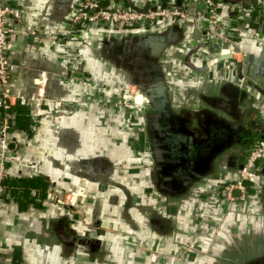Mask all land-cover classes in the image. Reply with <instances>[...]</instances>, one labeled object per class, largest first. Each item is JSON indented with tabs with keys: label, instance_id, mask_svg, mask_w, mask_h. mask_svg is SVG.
Returning <instances> with one entry per match:
<instances>
[{
	"label": "crops",
	"instance_id": "obj_1",
	"mask_svg": "<svg viewBox=\"0 0 264 264\" xmlns=\"http://www.w3.org/2000/svg\"><path fill=\"white\" fill-rule=\"evenodd\" d=\"M20 1L24 25L38 30V35L33 40L22 34L15 37V49L9 53L13 65L10 88L23 91L26 97H30L36 79L43 73L44 87L41 88H44L48 99L61 98L63 107L55 109L54 104L49 102L45 106V116L39 120L34 134L21 130L12 133L11 139L17 146V154L8 172L9 176L38 177L53 189L68 191L75 189L81 171L87 169L89 161L104 154L114 165L112 172L115 175L114 182L118 185L134 190L132 186L136 181L140 191L149 187L144 182L145 169L137 179H133L131 173L128 174L130 166L138 158L130 146L133 135L129 136L124 124L125 112L106 107L103 100L115 96L118 92L116 88H122L115 77L130 78L139 72L134 64L128 62L127 51L123 54L114 50L115 47L131 48L121 38L130 40L132 36L144 34L142 43L145 48L151 49L148 43L150 34L167 36L178 33L175 41L171 42L172 51L165 58L163 68L175 96V109L184 107L178 112L185 111L190 119L200 118V127L206 134H209V114L215 113L220 120L236 124L235 128L231 127L211 142L216 144L213 152L211 150L210 157L213 159L209 160L202 174H213L211 170L214 162L222 156L221 169L226 180L233 182L238 178V170L251 142L264 138V92L254 85L245 89L235 80L238 76L236 71H226L225 63L217 61L222 52V42L205 43V33L209 26L203 12L192 6V16L186 20H159L149 29L121 27L113 30L89 24L74 27L73 19L83 0ZM250 1L251 5L247 8L264 7V0ZM115 2L105 0L104 5L112 6ZM164 2L166 8L182 5V0H133L138 9H165L160 7ZM241 9L246 10L243 6ZM255 17L256 20L240 33H232L230 28H224V32L230 34L223 45L241 52L243 56L264 59V13ZM187 20H190L189 27L176 24ZM213 46H216V50L210 48ZM226 77L234 79L235 83L229 85L225 81ZM104 90H108V95H105ZM181 90L192 97L186 99L184 106L178 103ZM215 95L225 101L226 108L217 109ZM135 133L133 138L141 141L140 133ZM226 153L232 155L224 157ZM218 174H221V170ZM197 179L194 187L202 185L213 190L218 185V182ZM117 183L113 185L114 188ZM106 188L102 186L100 191ZM251 191L253 197L249 214L239 212L240 202L208 200L203 203L201 191H190L189 199L184 203L186 206L182 209L185 219L182 218L176 232L172 234L162 228L159 219H155L156 227L151 230L142 227L139 231H131L132 227H128L126 222L119 224V232L109 236L110 246L98 249L104 256L105 262L102 264H215L217 258L203 255L198 256L197 260L175 258L186 250L188 241L184 238L190 234L196 236L203 247V253L232 254L236 258L247 253L248 258H253L264 252L263 168L258 171ZM142 197L148 201L144 194ZM38 203L31 207L33 203L20 205L17 200L6 198L0 222V264H43V260H46L45 264H81L84 261L100 264L94 256L89 259V256H73L68 250L70 239L61 240L55 228L41 221L59 212L50 203L46 206ZM171 212H177L176 207H172ZM27 221L31 225L21 231L25 235L24 242H21L14 230ZM128 228L130 234L126 231Z\"/></svg>",
	"mask_w": 264,
	"mask_h": 264
},
{
	"label": "flooded vegetation",
	"instance_id": "obj_2",
	"mask_svg": "<svg viewBox=\"0 0 264 264\" xmlns=\"http://www.w3.org/2000/svg\"><path fill=\"white\" fill-rule=\"evenodd\" d=\"M263 13L264 7L262 6H252V8H247L245 11L239 7L235 10L228 8L227 13L223 12L221 14L219 29L229 38L230 33L226 34L224 28H230L229 31L232 33L234 31L240 33L256 20L255 16H261ZM208 28L205 33V43L221 42L207 38V34L212 32V28L210 26ZM132 37L130 40L129 38L118 37L125 41L126 44H130L131 48L126 45L127 49L115 47L114 50L121 51L123 54L127 51L128 62L130 61V63L134 64L135 69L140 73L137 72V75L130 78L126 76L115 77V79L120 81L122 88H116L118 92L115 96L111 98L106 96L107 98L103 100V104L106 107H113L125 112L124 124L127 127L129 136L133 135L134 137L136 131L140 133L141 141H137L133 137L130 140L131 149L138 161L130 166L128 174L131 173L133 179H137L142 170L145 169L144 175L146 179L144 182L150 186L140 191L138 188L139 183L136 181H134L132 186L134 190L129 188L128 190L123 188L122 185H118L117 182H114L115 175L112 172L114 165L110 162L108 156L103 154V156L92 158L89 161L87 169L85 168L81 171L82 173L79 176V181L75 184V189L58 191L53 189L52 186H47V196L41 202L45 206L50 203L59 212L55 216L42 218L41 221L46 222L48 227L55 228L61 240L70 239L68 250L71 254L81 258L89 256L88 259L94 256L95 260L100 264L105 261L103 260L104 256L99 253L98 249L103 246H110L109 236L119 232V224H125L124 222H126L128 227H132L131 231L132 229H138L139 231V228L142 229V227L151 230L154 229V226L156 227L154 225L155 219H159L163 224L162 228L172 234L176 232L179 222L184 217L182 209L186 206H184V203L189 199L190 191L192 193L196 191L200 193L201 191L202 202L208 200L219 202L223 200L231 203L224 198L223 194L220 195L222 191H219L228 182L221 169L223 167L221 165L223 157L219 156L214 162V170H211L213 174L203 175L202 172L210 163L209 160L212 161L213 159L210 155L216 144L211 142L216 141L217 136L224 135L231 127L235 128L236 124L220 120L215 113L209 114V134H206L200 127V118L197 120L190 119L185 111L178 112L179 109L183 110L184 107H180L178 110L175 109V96L171 91L163 69L164 60L172 51L171 46L166 48L164 46V50L162 52L159 50L158 52L156 48L154 50L151 47V49L145 48L142 43L144 34H137ZM100 39L102 37L98 41ZM225 41L220 43L222 50H225V52H223L221 57L217 58V61L221 60L226 65L230 58L229 51L234 50L226 48V45H223ZM242 57L244 60L243 54ZM230 70L236 71L239 77L237 76L235 80L239 81L245 89L252 87L251 80L239 75L237 63ZM225 81L229 85L235 83L234 79L228 77H226ZM104 92L105 95H108V90L107 92L104 90ZM179 93L181 98L180 102H177L184 106L183 104L187 102L186 99L192 98L191 94H186L184 90ZM215 96L217 109L223 110V108H226L225 101H222L219 96ZM162 100L165 102L164 110L158 107V102ZM233 104L236 105L234 101ZM231 155L232 153H226L224 157ZM148 158L149 161L147 160ZM93 169L95 170L93 171ZM215 170H217L216 174L221 170V174L216 176ZM207 177L210 178L207 181L204 180ZM197 178L204 182L209 180L214 183L218 182V185H215L216 187L213 190L202 185L194 187L198 182ZM115 183H117V186L115 185L116 188L113 186ZM102 186H107L104 190L106 192L100 191ZM50 193L55 196H49ZM142 194L147 198L148 204ZM68 195H72L69 200L67 199ZM252 197L248 198L244 205H238L241 214H249ZM34 206L33 203L31 207ZM172 207H176L177 212L172 214ZM198 207L196 206V208ZM29 225L31 224L27 221L19 224L14 230L17 233V239L21 242L25 240L24 232L21 231H25ZM128 230L129 228L126 230L127 233H129ZM192 235L190 234L184 238L188 241L187 247L181 256L176 255L175 258L177 260H189L192 258L197 260L198 256L203 255V257L217 258L215 264H264V252L256 255L254 259L252 257L248 258L247 253L240 258H236L232 254L223 255L221 253L213 255L210 252L203 253V247L196 240V236ZM131 239L138 240V238L134 237H131ZM136 244L139 247V242ZM44 255L47 256L46 254ZM45 261H42L43 264H45ZM81 264L88 263L84 261Z\"/></svg>",
	"mask_w": 264,
	"mask_h": 264
},
{
	"label": "built area",
	"instance_id": "obj_3",
	"mask_svg": "<svg viewBox=\"0 0 264 264\" xmlns=\"http://www.w3.org/2000/svg\"><path fill=\"white\" fill-rule=\"evenodd\" d=\"M104 1L83 0L74 16L73 26L89 24L98 28L113 30L121 27L149 29L159 20L188 19L192 16L191 10L194 6L197 11L204 13L209 26L212 28V32L207 34V38L221 42L227 40V36L219 29L223 7L217 0H182L181 7L173 6L165 9L155 7L138 9L133 0H112L113 2L116 1L112 6L104 5ZM23 20L20 0H0V222L6 198L14 199L12 193L4 185L17 154V146L11 139L10 111L18 105L27 106L31 118L39 122L45 116V106L49 102L54 104L55 109L63 107L61 98L48 99L44 88H41L44 87L43 73L36 79L30 97H26L23 91L18 92L10 88L13 65L9 53L15 49V37L22 34L33 40L38 35V30L27 28ZM223 52L225 50H222L221 55ZM229 53L228 63L224 64L226 71H229L236 63L239 64L243 61L240 52L229 51ZM38 126L39 124L34 129L36 130ZM262 166H264V138H257L250 144L243 164L238 170V178L233 182H227L219 190L222 191L220 195L223 194L227 201L241 202L244 205L248 198L253 195L251 186ZM235 192H238L239 195L235 196ZM50 195L53 194L50 193ZM71 196L68 195L67 199L69 200Z\"/></svg>",
	"mask_w": 264,
	"mask_h": 264
},
{
	"label": "trees",
	"instance_id": "obj_4",
	"mask_svg": "<svg viewBox=\"0 0 264 264\" xmlns=\"http://www.w3.org/2000/svg\"><path fill=\"white\" fill-rule=\"evenodd\" d=\"M12 133L17 131H25L30 135L34 134V127L39 124L31 118L30 111L27 106L18 105L10 111ZM252 132V131H251ZM251 135V133H250ZM4 185L8 191L13 194V198L17 200L20 205L28 203L41 204L43 198L48 192L47 184L43 179L38 177L33 178H14L7 176ZM35 191V194H32Z\"/></svg>",
	"mask_w": 264,
	"mask_h": 264
},
{
	"label": "water",
	"instance_id": "obj_5",
	"mask_svg": "<svg viewBox=\"0 0 264 264\" xmlns=\"http://www.w3.org/2000/svg\"><path fill=\"white\" fill-rule=\"evenodd\" d=\"M217 1L220 2V4L223 6V10H224L223 12L224 13L225 12L227 13L228 8L235 10L238 7L241 9V6H243V8H247V7H249V5H251L250 0H217ZM157 6H158V4H157ZM166 6H167V4L165 2L160 5V7H162V8H166ZM189 22H190V20L178 21L176 24H177V26L187 27V25H188V27H189L190 26ZM178 35H179L178 33H170L167 36H158V35L151 34L148 37L149 47H151L153 50H154V48H156L157 50L159 48L160 51L162 52L164 50L163 49L164 46L166 48V47H169L170 45H172L171 42L175 41L174 38L176 39ZM177 42H178V40H176L175 43H177ZM175 43H173V44H175ZM210 48H212L214 50L216 48V46H213ZM219 63H221V61ZM238 68H239V75L246 77L249 80H251L252 85L258 87L259 90H262L264 92V59L254 58L252 56L250 57V56L244 55V60L238 64ZM158 107H159V109L164 110V107H165L164 100H162L161 102L160 101L158 102ZM0 119H1V117H0ZM261 168L264 169V166H262ZM251 188H252V186H251ZM234 195L238 196L239 193L235 192ZM240 204H243V203L240 202Z\"/></svg>",
	"mask_w": 264,
	"mask_h": 264
},
{
	"label": "rangeland",
	"instance_id": "obj_6",
	"mask_svg": "<svg viewBox=\"0 0 264 264\" xmlns=\"http://www.w3.org/2000/svg\"><path fill=\"white\" fill-rule=\"evenodd\" d=\"M256 256V255H255ZM255 257H253L252 259H254Z\"/></svg>",
	"mask_w": 264,
	"mask_h": 264
}]
</instances>
